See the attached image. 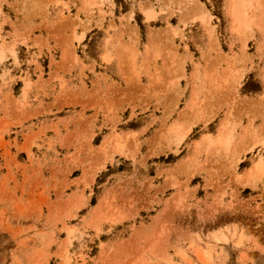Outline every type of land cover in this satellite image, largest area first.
Here are the masks:
<instances>
[{
    "label": "rangeland",
    "instance_id": "374dc122",
    "mask_svg": "<svg viewBox=\"0 0 264 264\" xmlns=\"http://www.w3.org/2000/svg\"><path fill=\"white\" fill-rule=\"evenodd\" d=\"M0 264H264V0H0Z\"/></svg>",
    "mask_w": 264,
    "mask_h": 264
}]
</instances>
